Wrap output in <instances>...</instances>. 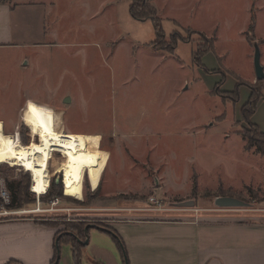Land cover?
<instances>
[{"label":"rangeland","instance_id":"1","mask_svg":"<svg viewBox=\"0 0 264 264\" xmlns=\"http://www.w3.org/2000/svg\"><path fill=\"white\" fill-rule=\"evenodd\" d=\"M45 2L31 14L18 13V5L0 14V121L22 144L31 131L77 134L83 164L64 173L61 152L53 151L49 185L60 173L62 196L52 204L50 186L36 194L28 171L0 163V191H6L0 219L31 218L56 233L76 234L80 224L108 227V219L137 215L204 219L222 211L213 205L221 192L264 200V156L247 150L240 134L251 131L240 114L250 87L264 99V80L256 82L252 60L255 41L264 62V0H151L163 30L164 49L154 50L147 47L155 38L153 23L129 14L131 0ZM172 37L178 42L170 52ZM211 44L202 67L194 64L192 51ZM254 116L264 128V106ZM108 156V170L117 171L108 192L117 194L102 200L105 190L94 186ZM17 182L27 193L24 205L11 210L10 184ZM126 185L138 187L123 190ZM150 196L165 208L195 203L146 211ZM65 244H59V260L68 253ZM82 256V264H93L84 259L87 250Z\"/></svg>","mask_w":264,"mask_h":264},{"label":"crops","instance_id":"2","mask_svg":"<svg viewBox=\"0 0 264 264\" xmlns=\"http://www.w3.org/2000/svg\"><path fill=\"white\" fill-rule=\"evenodd\" d=\"M45 1L0 0V14L6 17L9 12H13L14 5L23 8L18 13L31 14L32 8L39 7ZM147 47L154 50L152 46ZM262 64L264 66V62ZM261 105L264 106V99L257 104ZM254 117L253 114L251 122L264 132ZM109 160L110 156L106 165L102 164V168H98L100 171L94 186V190L97 187L105 190L102 200L117 194L108 192L117 173L115 166L108 170ZM128 187L123 190H135L138 186ZM221 193L219 195L232 196ZM249 204L246 207L225 208L219 214L204 219L190 215L191 218L178 220L179 217L175 215L157 218L149 214L153 218L137 215L123 221L108 219L107 222L110 232H114L124 245L127 264H264V200ZM133 210L143 211L139 208ZM88 231L89 239L83 248V253L87 250L85 261L124 264L114 236L97 226H91ZM55 233L56 229L52 226L31 218H1L0 264L9 261L50 264ZM66 249L68 253L64 251L65 255L60 257L58 264H73L70 247Z\"/></svg>","mask_w":264,"mask_h":264},{"label":"trees","instance_id":"3","mask_svg":"<svg viewBox=\"0 0 264 264\" xmlns=\"http://www.w3.org/2000/svg\"><path fill=\"white\" fill-rule=\"evenodd\" d=\"M128 12L133 18H135L137 20H144V19H150L151 20V22L153 23V27H154L155 38L150 43V45L153 48L156 47L159 49H164L160 43L161 37L163 36V30L161 28L160 19L156 16V10L151 4V0H131L130 4L128 6ZM180 40H182V39H180ZM182 41H187V40L183 39ZM177 42H178V40L176 38L172 37V43L169 47L170 52L174 51L175 47L177 46ZM212 46H213L212 44L208 45L207 47H202V48L197 46L195 48V50H193L191 53L193 63L196 64L197 66H201L202 64H201L200 60H201L202 56L205 53H207L208 51L213 50ZM223 79H224V76H223ZM263 80L264 79L256 80V82L260 83ZM221 83H219V84H221ZM219 84H217V85H219ZM239 85H240V83H239V79H238L236 88L232 92L235 96L234 97L235 102L238 101L237 86H239ZM259 99H260V94L256 92L255 88L250 87V92H249L248 98H247L246 102L240 108V114H241L242 119L251 127V131L243 129V130H241L240 134H241L242 139L245 140V148L247 150L253 149V151L255 153H258L259 155L264 156V132L260 131L259 128L254 123H252L250 120V118L252 117V115L254 114V112L256 110ZM20 141L25 142L21 139H20ZM10 186H11V191L13 192V196H12L11 202L6 205V208L11 209V210L21 208V206L24 205V204H21V196H24V194L26 195L27 188L25 185L22 184V182H17V184H15V186H12V184H10ZM61 186L62 185H60V183L55 184L54 179L52 180L49 191L47 192V195L50 197L51 200L62 196V194H61V188L62 187ZM97 190H99L98 187L95 189V191H97ZM219 194H222V193H219ZM219 194H216V195H219ZM80 204H83V203L80 202ZM84 226H85V224H80L78 226V228H76V231H77L76 234H68V233H65L64 231L63 232L60 231V232L55 233V238L57 237V235H59V233H62V234L58 236L57 242L54 243V254H53V258H52L50 264H58V262H59L58 247H59L60 243H66L69 245L73 264H81L82 263V252H83V248L85 247V245L82 244V242L85 239ZM99 226L102 227L101 228L102 230L107 231L108 233H110L112 236L115 237V239L117 240L116 241L117 244L119 245L120 249L123 251V253L125 255L124 245H123L122 241L115 235V233L112 231L111 232L108 231V230H110L109 227H106L104 225H99ZM103 227H105V228H103ZM11 263L12 264H19L15 261H9L7 264H11ZM92 263L93 264H101L97 261H92Z\"/></svg>","mask_w":264,"mask_h":264},{"label":"bare ground","instance_id":"4","mask_svg":"<svg viewBox=\"0 0 264 264\" xmlns=\"http://www.w3.org/2000/svg\"><path fill=\"white\" fill-rule=\"evenodd\" d=\"M28 135L29 142L22 144L17 135L4 132L3 123L0 121V163L9 162L28 171L31 175L32 192L41 195L47 191L49 165L54 150L61 152L60 167L64 173L82 166L77 134L31 131Z\"/></svg>","mask_w":264,"mask_h":264},{"label":"water","instance_id":"5","mask_svg":"<svg viewBox=\"0 0 264 264\" xmlns=\"http://www.w3.org/2000/svg\"><path fill=\"white\" fill-rule=\"evenodd\" d=\"M252 46H253L252 60H253V69H254L255 79L261 80V79H264V66L260 62L259 45L257 42L254 41ZM68 98L69 97L66 96L64 99V102L67 101ZM59 181H60V175L58 174L54 178V183L59 184ZM194 203L195 201L193 199H188V200H182L178 202H171L170 204L171 206L180 208V207H193ZM213 205L218 208H238V207H246V206H249L250 204L249 202L244 201L238 197L229 196V195H217L213 197ZM91 226L93 225L87 224L84 227L85 239L82 242V244L84 245L87 244V241H88L87 232ZM57 238L55 240V243L57 242ZM125 264H127V261H125Z\"/></svg>","mask_w":264,"mask_h":264},{"label":"built area","instance_id":"6","mask_svg":"<svg viewBox=\"0 0 264 264\" xmlns=\"http://www.w3.org/2000/svg\"><path fill=\"white\" fill-rule=\"evenodd\" d=\"M17 137H18V135H17ZM18 139H19V137H18ZM20 140V139H19ZM21 142V141H20ZM59 173V172H58ZM60 174V173H59ZM49 183H50V178H49ZM49 183H48V186H47V189L49 188ZM59 183H61L62 184V182H61V177H60V181H59ZM0 195H1V197H3V198H5V195H6V191L4 190V189H1V191H0ZM56 201H57V198H55V199H53V200H51V203L52 204H55L56 203ZM148 202L150 203V204H152V206L151 207H148V208H143L144 210H148V211H172V210H184V208H179V207H174V206H171V205H169L167 208H165V207H161L160 206V200H158V199H156L155 197H153V196H150L149 198H148ZM221 209H225V208H220V210Z\"/></svg>","mask_w":264,"mask_h":264},{"label":"flooded vegetation","instance_id":"7","mask_svg":"<svg viewBox=\"0 0 264 264\" xmlns=\"http://www.w3.org/2000/svg\"><path fill=\"white\" fill-rule=\"evenodd\" d=\"M91 225H93V226H97V227H99V228H102L101 226H99V225H94V224H91ZM103 228H105V227H103ZM107 229V228H106Z\"/></svg>","mask_w":264,"mask_h":264}]
</instances>
